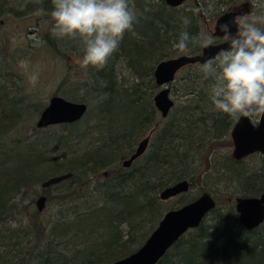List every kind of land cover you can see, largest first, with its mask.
Segmentation results:
<instances>
[{"label":"trees","instance_id":"trees-1","mask_svg":"<svg viewBox=\"0 0 264 264\" xmlns=\"http://www.w3.org/2000/svg\"><path fill=\"white\" fill-rule=\"evenodd\" d=\"M211 2L217 12L238 4ZM201 6L203 14L212 10L208 3ZM129 7L136 15L134 34L125 33L118 51L98 71L81 67L84 44L79 38L53 32V0H0V264L119 261L141 248L164 212L192 202L197 196L189 192L209 174L233 191L215 193V208L157 264H264V223L248 232L233 210L234 198L264 193V181L259 182L264 162L244 164L248 158L264 161V155L236 162L228 156L236 120L214 110L213 78L205 79L200 65H188L169 86L174 105L168 117L161 119L152 104L159 90L155 66L196 55L201 48L199 43H190L185 52L174 47L184 31L200 41L198 7L190 1L173 9L161 0H129ZM25 15L33 18L31 34L43 50L65 59L53 96L83 103L87 110L79 122L36 129L45 105L26 94L19 66L34 48L26 40L13 46L3 23ZM185 17L189 24L183 23ZM118 64L129 72L130 84L116 73ZM149 132L145 153L122 169V161ZM66 174L71 177L46 189L40 186ZM182 181L188 192L174 204L159 200L161 190ZM198 190V196L208 191ZM38 196L45 197L40 212L34 204Z\"/></svg>","mask_w":264,"mask_h":264},{"label":"clouds","instance_id":"clouds-1","mask_svg":"<svg viewBox=\"0 0 264 264\" xmlns=\"http://www.w3.org/2000/svg\"><path fill=\"white\" fill-rule=\"evenodd\" d=\"M53 5V32L59 38H79L83 42L81 67L85 69L102 70L118 51L125 33L133 32L136 21L129 0H53ZM254 20L264 21V17ZM183 23L189 24L190 20L185 17ZM233 23L237 26L235 34L230 32ZM219 29L229 49L200 68L205 79L214 80V110L235 120L264 116V31L255 23L240 22L238 18ZM212 42L210 38L197 41L184 31L174 47L185 52L190 43L207 47ZM36 79L33 76L32 82Z\"/></svg>","mask_w":264,"mask_h":264},{"label":"water","instance_id":"water-1","mask_svg":"<svg viewBox=\"0 0 264 264\" xmlns=\"http://www.w3.org/2000/svg\"><path fill=\"white\" fill-rule=\"evenodd\" d=\"M170 8H177L185 0H161ZM235 13H225L215 21V32L213 35L223 37L219 26L234 20ZM237 31L236 24L230 27L231 34ZM227 42L218 45H209L203 47L198 55L178 56L174 59L158 63L154 68L153 80L158 87L156 95L152 99V104L161 119L168 117V112L174 103L170 98L169 86L177 73L188 65L202 66L208 60H214L222 50H228ZM87 107L83 103H74L67 101L60 96H52L46 106L37 117L35 124L36 129H45L49 126H59V124L70 125L79 122L84 116ZM253 124L248 117H241L236 120L230 130L231 159L242 161L250 155H264V116H259ZM149 132L137 146L134 152L122 161L121 168H129L137 158L142 156L150 140ZM70 174L61 175L60 177H51L42 182L40 186L43 189L51 185L60 183L62 180L70 178ZM188 191L187 181L171 185L161 190L159 194L160 201H167L173 197L182 195ZM45 197L40 196L35 202V208L38 212L43 210ZM215 200L212 196L204 191L197 196L192 202L183 205L180 208L164 212L161 220L157 223L156 228L151 231L149 237L141 245V248L129 256L121 258L112 264H157L163 255L174 245V243L184 236V233L197 228L204 220L206 215L215 208ZM233 210L236 214V220L246 231L254 230L264 223V193L258 196L237 197L233 200Z\"/></svg>","mask_w":264,"mask_h":264},{"label":"rangeland","instance_id":"rangeland-1","mask_svg":"<svg viewBox=\"0 0 264 264\" xmlns=\"http://www.w3.org/2000/svg\"><path fill=\"white\" fill-rule=\"evenodd\" d=\"M188 2H190V0ZM255 5H256V8L252 6L246 7L247 11L244 10V12L246 13L241 16L240 22L255 23L256 27L260 28L263 31L264 21L254 20V17L255 18L264 17V10L261 11L260 9V7L264 8V1H262L261 4L255 3ZM32 21H33V18H32ZM32 21H30V18H27L26 15L24 17H21V19L19 18V19L7 20L6 22H3L5 24L4 32L8 33V36L10 38V43L13 46L22 45V43L25 42L26 40V43L29 42L30 45L34 48V55L28 60H24L23 62H21L19 66H21V69L23 71L22 76H24L26 94H29L30 97L33 98L35 102H40L41 104H44L46 106L50 97H52L55 91L57 90V87H58L57 84L61 80V77L63 76L62 74L65 69V59L61 58L60 56L55 57L49 51L45 49L43 50V43H41V41L36 38V34H33V35L31 34L33 33L32 32V26H33ZM214 22H215V19H208L207 23L205 25H202V28L199 32L200 40L209 38V32H212ZM75 45H77V43H75ZM73 62H76V60L73 59L72 63L71 62L70 63L68 62V63L70 65H73ZM116 73L119 75L121 79H123L125 83L130 84L132 82V78L129 72H127V70L124 69L123 64L117 65ZM33 76L37 77L35 83L32 82ZM57 95L59 96V93ZM254 119H256V117H254ZM88 126L92 129L93 122L91 124L88 123ZM141 140H139V142ZM139 142H137V144ZM230 153H231V148L228 150V153H227L229 157H230ZM217 161L214 158L212 162L213 166L218 165ZM244 162H245L244 164L247 166L248 165L255 166L256 164H258V162H264V161H262V159H259V158L257 160L248 158L247 160H244ZM202 179L203 180L201 181V183H196L197 187L194 186L191 192H189L190 197L198 196L199 187H202V188L205 187L208 190L207 192L210 193V195L214 199L216 198L215 193H218V192L226 193V191L228 190H229L228 192L231 193L233 191L232 186L227 185V184L224 185L223 183L219 182L218 179L213 176V174L204 175ZM259 179H261L259 180V182L264 181V177L259 178ZM238 195L239 194H237L236 196ZM179 196L173 197L172 199L167 200V201L170 203V205H172L177 201ZM37 199L34 202H36Z\"/></svg>","mask_w":264,"mask_h":264},{"label":"flooded vegetation","instance_id":"flooded-vegetation-1","mask_svg":"<svg viewBox=\"0 0 264 264\" xmlns=\"http://www.w3.org/2000/svg\"><path fill=\"white\" fill-rule=\"evenodd\" d=\"M189 0H185V2L183 3V5H185V3H187ZM192 3H194V5H195V7H198V9H197V12H198V14H199V16H200V20H201V25H205L206 23H207V21L208 20H206L205 18H203V17H206V16H212L213 14L214 15H217V13L219 14L218 15V17L215 19V21L221 16V15H223V14H225V13H235L236 15L234 16V20H236L237 18L239 19V21H240V18H241V16L243 15V14H245L246 12H244V10H246L247 8L246 7H254V8H256V5H255V3H257V4H261V2L262 1H264V0H238V4L237 5H232V6H229V7H227L226 9H221V10H219L218 12L216 11V7H215V5H217L215 2H211V0H210V2L208 1L207 2V0H190ZM203 3V4H205V5H207V3L209 4V5H211L212 7V10H209V11H204V14H203V12H201V9H202V6H201V2ZM243 3V4H242ZM244 3H246V4H244ZM183 5H181V6H183ZM181 6H179V7H181ZM260 9H261V11L262 10H264V8H261L260 7ZM211 11V12H210ZM247 11V10H246ZM215 23V22H214ZM214 26H215V24H214ZM213 26V27H214ZM201 28H202V26H201ZM201 28H200V30H201ZM213 29V28H212ZM264 31V30H263ZM213 31L212 32H209V38L213 41L212 42V44L211 45H218V44H220V43H223V42H226L224 39H223V37H217V36H215V35H213ZM201 47V46H200ZM203 47H201L200 49H199V51H198V53L200 52V50L202 49ZM198 53L196 54V55H198ZM180 72V71H179ZM178 72V73H179ZM259 117V116H258ZM258 117H256V119H254V117L253 118H250L251 119V122L253 123V124H255L257 121V119H258Z\"/></svg>","mask_w":264,"mask_h":264}]
</instances>
